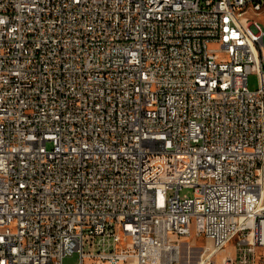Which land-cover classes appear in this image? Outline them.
I'll list each match as a JSON object with an SVG mask.
<instances>
[{"label":"built area","instance_id":"obj_1","mask_svg":"<svg viewBox=\"0 0 264 264\" xmlns=\"http://www.w3.org/2000/svg\"><path fill=\"white\" fill-rule=\"evenodd\" d=\"M260 9L0 0V264H264Z\"/></svg>","mask_w":264,"mask_h":264},{"label":"rangeland","instance_id":"obj_2","mask_svg":"<svg viewBox=\"0 0 264 264\" xmlns=\"http://www.w3.org/2000/svg\"><path fill=\"white\" fill-rule=\"evenodd\" d=\"M264 30V26H261ZM247 88L249 91H254L257 88V77L255 75H250L247 78ZM181 195L192 196V190L185 189L180 192ZM264 205V200H263ZM237 239L230 242L225 246L224 249L217 252L210 260L214 264H222L223 259L229 258L233 259L235 256V243ZM210 246L208 242L203 240L202 238H194L192 237L188 240V244H183L181 246V264H204L202 260L205 256L203 254V248ZM264 252V248L256 249L257 258L259 259ZM78 258L77 256H73L70 259H65L63 264H77Z\"/></svg>","mask_w":264,"mask_h":264},{"label":"bare ground","instance_id":"obj_3","mask_svg":"<svg viewBox=\"0 0 264 264\" xmlns=\"http://www.w3.org/2000/svg\"><path fill=\"white\" fill-rule=\"evenodd\" d=\"M251 22L254 24V27L264 26V9H260V15H251ZM237 23L248 24L249 16H237ZM263 35H264V30H263Z\"/></svg>","mask_w":264,"mask_h":264}]
</instances>
